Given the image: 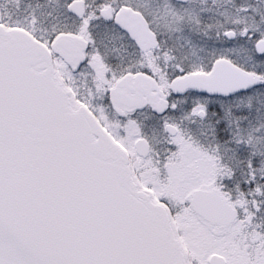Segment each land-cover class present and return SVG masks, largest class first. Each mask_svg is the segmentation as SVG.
Here are the masks:
<instances>
[{"label":"snow or ice","instance_id":"obj_1","mask_svg":"<svg viewBox=\"0 0 264 264\" xmlns=\"http://www.w3.org/2000/svg\"><path fill=\"white\" fill-rule=\"evenodd\" d=\"M0 264H264V0H0Z\"/></svg>","mask_w":264,"mask_h":264}]
</instances>
